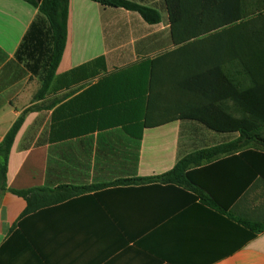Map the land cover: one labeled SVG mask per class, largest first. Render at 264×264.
Segmentation results:
<instances>
[{
	"label": "crops",
	"instance_id": "obj_1",
	"mask_svg": "<svg viewBox=\"0 0 264 264\" xmlns=\"http://www.w3.org/2000/svg\"><path fill=\"white\" fill-rule=\"evenodd\" d=\"M128 1L156 10L160 23L69 1L66 49L36 101L41 81L16 53L39 10L0 0V144L33 108L9 155L8 188L61 197L64 186L100 187L31 209L1 192L0 264H264V160L250 153L262 150L191 169L187 187L112 186L239 137L185 120L200 103L199 49L174 43L166 0ZM207 134L229 139L204 146Z\"/></svg>",
	"mask_w": 264,
	"mask_h": 264
},
{
	"label": "trees",
	"instance_id": "obj_2",
	"mask_svg": "<svg viewBox=\"0 0 264 264\" xmlns=\"http://www.w3.org/2000/svg\"><path fill=\"white\" fill-rule=\"evenodd\" d=\"M24 1L36 7L40 16L31 25L16 59L41 81V88L34 97L37 101L48 94L66 49L70 0ZM92 1L105 7L136 12L151 25L161 21L156 10L128 0ZM166 2L174 43L199 49L200 71L193 79L192 89L196 98L199 95L200 103L195 104L192 116L185 120L196 121L217 133H237L239 137L194 151L163 175L119 180L112 186L163 184L187 187L192 184L191 169L250 147L264 152V0ZM31 111L33 108L24 111L0 144V193L8 191L24 198L31 209L100 189L64 186L60 189L67 193L56 197L52 195L54 191L45 188H8L9 155L25 116ZM250 153L264 160V153L252 150ZM255 230L260 232L261 228Z\"/></svg>",
	"mask_w": 264,
	"mask_h": 264
},
{
	"label": "rangeland",
	"instance_id": "obj_3",
	"mask_svg": "<svg viewBox=\"0 0 264 264\" xmlns=\"http://www.w3.org/2000/svg\"><path fill=\"white\" fill-rule=\"evenodd\" d=\"M208 137L207 139H206V141L205 140H203V145L204 146H209V145H214V144H217V143H219V142H223V141H226L227 139H229V137L228 136H225V137H222V136H211V135H209V134H207V135H201V137L202 138H205V137ZM197 137H200V136H197ZM224 138V139H223ZM198 142V141H197ZM197 145V144H196Z\"/></svg>",
	"mask_w": 264,
	"mask_h": 264
},
{
	"label": "water",
	"instance_id": "obj_4",
	"mask_svg": "<svg viewBox=\"0 0 264 264\" xmlns=\"http://www.w3.org/2000/svg\"><path fill=\"white\" fill-rule=\"evenodd\" d=\"M39 2H41L42 0H38Z\"/></svg>",
	"mask_w": 264,
	"mask_h": 264
}]
</instances>
